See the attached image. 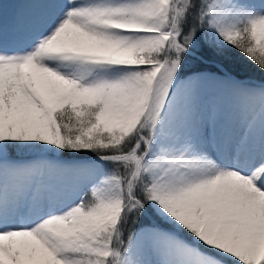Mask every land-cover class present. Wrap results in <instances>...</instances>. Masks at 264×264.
I'll return each instance as SVG.
<instances>
[{
    "label": "snow or ice",
    "instance_id": "1",
    "mask_svg": "<svg viewBox=\"0 0 264 264\" xmlns=\"http://www.w3.org/2000/svg\"><path fill=\"white\" fill-rule=\"evenodd\" d=\"M0 264H264V0H0Z\"/></svg>",
    "mask_w": 264,
    "mask_h": 264
}]
</instances>
